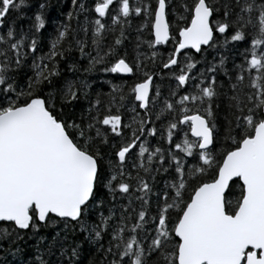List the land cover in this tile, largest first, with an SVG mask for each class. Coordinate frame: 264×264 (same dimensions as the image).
<instances>
[{
  "label": "snow or ice",
  "instance_id": "obj_1",
  "mask_svg": "<svg viewBox=\"0 0 264 264\" xmlns=\"http://www.w3.org/2000/svg\"><path fill=\"white\" fill-rule=\"evenodd\" d=\"M63 2L0 0V264H264V0Z\"/></svg>",
  "mask_w": 264,
  "mask_h": 264
},
{
  "label": "trees",
  "instance_id": "obj_2",
  "mask_svg": "<svg viewBox=\"0 0 264 264\" xmlns=\"http://www.w3.org/2000/svg\"><path fill=\"white\" fill-rule=\"evenodd\" d=\"M31 3H32V7L29 8L27 11L29 12V14H31L35 9H36V4H37V0H31ZM68 7V4H67V0H64L63 2V5H62V8L61 10H66ZM48 17L52 20H55L59 17V12L57 10L56 7H53L49 12H48ZM26 23V22H25ZM48 30L51 31L52 30V26L51 25H48ZM234 51V50H233ZM227 55H229L230 57H233V52H229L227 53ZM212 56L211 54H209L208 56V59H211ZM235 59L238 61L239 60V57L236 56ZM229 66H230V63H229ZM115 82V81H114ZM168 83V81H164V84L166 85ZM107 90V88L105 87V91ZM29 243H32L31 241Z\"/></svg>",
  "mask_w": 264,
  "mask_h": 264
}]
</instances>
